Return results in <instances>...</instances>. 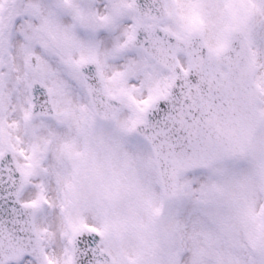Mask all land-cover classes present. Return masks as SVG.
Segmentation results:
<instances>
[{
  "label": "snow or ice",
  "instance_id": "obj_1",
  "mask_svg": "<svg viewBox=\"0 0 264 264\" xmlns=\"http://www.w3.org/2000/svg\"><path fill=\"white\" fill-rule=\"evenodd\" d=\"M0 264H264V0H0Z\"/></svg>",
  "mask_w": 264,
  "mask_h": 264
}]
</instances>
